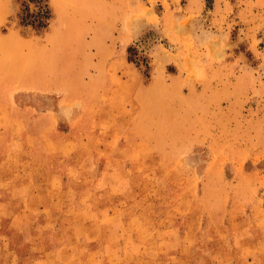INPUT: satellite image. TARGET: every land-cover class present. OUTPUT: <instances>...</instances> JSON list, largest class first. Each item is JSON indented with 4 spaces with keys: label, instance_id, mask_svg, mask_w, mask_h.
<instances>
[{
    "label": "rangeland",
    "instance_id": "374dc122",
    "mask_svg": "<svg viewBox=\"0 0 264 264\" xmlns=\"http://www.w3.org/2000/svg\"><path fill=\"white\" fill-rule=\"evenodd\" d=\"M55 4L62 25L52 37L91 28L104 56L106 35L142 27L127 54L147 86L121 84L101 63L92 87L72 88L87 107L68 137L3 114L0 264H264V0ZM40 5L0 0V32L10 24L34 32ZM0 43L5 83L66 84L57 75L64 56L44 67L17 35L0 34ZM152 59L164 66L155 83ZM126 102L133 109L116 116ZM8 103L0 89V109ZM97 126L128 135L125 148L107 159ZM19 128L24 140L11 148L7 135Z\"/></svg>",
    "mask_w": 264,
    "mask_h": 264
},
{
    "label": "crops",
    "instance_id": "0c3cea01",
    "mask_svg": "<svg viewBox=\"0 0 264 264\" xmlns=\"http://www.w3.org/2000/svg\"><path fill=\"white\" fill-rule=\"evenodd\" d=\"M52 1L55 8L54 16L44 33L41 34L34 31L24 34L21 31V25L10 24L4 31L0 32V34L4 38H9L12 34H15L20 38L21 42H27L30 47H26V52L32 53L36 51L38 59L41 60L40 63L44 67L49 65V59H51V57H53L51 61L53 63L55 62L54 58L59 59V57L64 56L68 66L66 71H60L57 75H65L66 84L64 86H56L49 83L46 85L5 83L4 80L7 79V75L1 72L0 89L8 93L9 103L6 109H0V136H3L6 132V123L2 121L3 114L9 115L15 112H19L23 115V117L18 119L19 122L25 124L47 122L52 125L53 130L58 135L63 137L71 135L73 129L81 123L82 113L87 107L86 98L79 93H73L72 88L75 87L74 90H82L92 87L97 77L100 75L101 63L105 64L108 76L113 77V79H116L119 83L128 84L132 79H136L142 86H147L143 83L141 70L137 65L131 63L127 54L129 44L134 38L141 35L143 31L142 27H136L135 31H131L129 25L128 33L122 38L118 31H116L115 35L112 33L106 35L103 38L104 46L106 48H111L112 52L104 56L101 52L103 50L100 48L102 45L97 42V31L91 28L87 30H78L76 36L67 40H58L52 37L54 31L59 29L60 25H62L59 22L55 0ZM113 1L114 0H101L103 3H110ZM9 13L3 20V25L10 20L12 12ZM94 18L88 19L87 24L91 27L98 25L97 19L95 18L94 20ZM1 45L3 46V44L0 43V52L1 50L3 51ZM103 59H105V61H103ZM153 61L154 59H152L151 62V69L154 76L153 83H155L158 78L163 79L164 66ZM73 82L74 86L72 85ZM132 109V103L126 102L115 115L125 114ZM65 116L69 118L70 126L69 123L64 122ZM98 120V115L90 118V121L93 122H98ZM94 134L99 140L98 149L107 159L112 147L123 149L129 141L128 135L115 137L108 129L101 126L95 128ZM7 137L6 139L12 148L18 146V143L24 140V133L23 130L19 128L12 134H9V136L7 135ZM90 139V133H83L80 135V140L84 144L89 143ZM94 163L96 162L93 161V164ZM91 165L92 164H90V167H92ZM62 180H64L63 176L60 177L59 181ZM53 201V203H56L58 200L55 199ZM38 208L41 211H45L46 209L45 204H39ZM22 213L25 215L29 214V208L26 207Z\"/></svg>",
    "mask_w": 264,
    "mask_h": 264
},
{
    "label": "trees",
    "instance_id": "16d2710c",
    "mask_svg": "<svg viewBox=\"0 0 264 264\" xmlns=\"http://www.w3.org/2000/svg\"><path fill=\"white\" fill-rule=\"evenodd\" d=\"M38 1H40L42 5H40L41 9L39 11V14L36 15V17L40 16L41 18H37L39 22L36 24L35 21L28 23L31 24V26L34 28L35 32L37 33L46 30L49 27L51 20L53 19L54 16V12L52 10L49 0H38Z\"/></svg>",
    "mask_w": 264,
    "mask_h": 264
},
{
    "label": "clouds",
    "instance_id": "9594fccd",
    "mask_svg": "<svg viewBox=\"0 0 264 264\" xmlns=\"http://www.w3.org/2000/svg\"><path fill=\"white\" fill-rule=\"evenodd\" d=\"M64 122L65 123H69V126H70V120H69V118L67 116L64 117Z\"/></svg>",
    "mask_w": 264,
    "mask_h": 264
}]
</instances>
